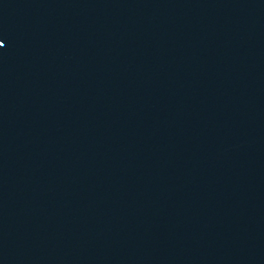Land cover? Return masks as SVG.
Segmentation results:
<instances>
[{
  "label": "water",
  "instance_id": "95a60500",
  "mask_svg": "<svg viewBox=\"0 0 264 264\" xmlns=\"http://www.w3.org/2000/svg\"><path fill=\"white\" fill-rule=\"evenodd\" d=\"M0 264H264V0H0Z\"/></svg>",
  "mask_w": 264,
  "mask_h": 264
}]
</instances>
